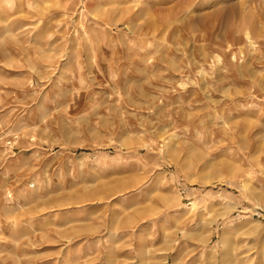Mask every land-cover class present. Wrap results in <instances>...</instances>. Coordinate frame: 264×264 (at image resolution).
Returning <instances> with one entry per match:
<instances>
[{"label":"rangeland","instance_id":"374dc122","mask_svg":"<svg viewBox=\"0 0 264 264\" xmlns=\"http://www.w3.org/2000/svg\"><path fill=\"white\" fill-rule=\"evenodd\" d=\"M169 1L0 0V264H264V0Z\"/></svg>","mask_w":264,"mask_h":264},{"label":"bare ground","instance_id":"6f19581e","mask_svg":"<svg viewBox=\"0 0 264 264\" xmlns=\"http://www.w3.org/2000/svg\"><path fill=\"white\" fill-rule=\"evenodd\" d=\"M169 1V0H168ZM172 1V0H171ZM185 1V0H184ZM188 2H190L191 3V1H193V0H187ZM197 1H199V0H197ZM170 2V1H169ZM178 2L180 3V1L179 0H177V2L175 1V3H177L178 4ZM183 2V1H182ZM194 2V1H193ZM202 2V1H201ZM186 3V2H185ZM185 3H183V4H185ZM181 4V3H180ZM179 4V5H180ZM200 4V3H199ZM156 5H158V6H156ZM155 6V12L156 13H158V12H162V11H164V9L163 8H161L160 6H159V4H156ZM174 5V4H173ZM178 5V6H179ZM182 5V4H181ZM187 5H188V3H187ZM190 5V4H189ZM191 5H192V3H191ZM196 5H198V4H196ZM180 7V6H179ZM176 8V7H175ZM162 14V13H161ZM167 14V13H166ZM251 21V20H250ZM249 21V22H250ZM249 25L251 26L252 25V27H251V29H253L254 30V32L255 33H257V35H259V36H262L261 35V31H259L257 28H256V24H254L253 23V21H252V24L251 23H249ZM263 32V31H262ZM241 129V128H240ZM247 128H245V130H246ZM240 131V130H239ZM251 131V130H250ZM243 132V131H242ZM246 132V131H245ZM254 132V131H253ZM244 133V132H243ZM250 133V132H249ZM234 135V134H233ZM247 136V135H246ZM255 136V135H254ZM252 137V136H251ZM247 138H249V136L247 137ZM253 140H254V138H253ZM251 142H253V141H251ZM241 142H238V147H237V152H235V153H237V156L239 155V156H242V155H244L245 157L247 156H250L248 153H244V154H242V151L244 150V149H246V147H245V143H241ZM235 144V143H234ZM253 144V143H252ZM252 147V146H251ZM251 147L249 148L250 150H251ZM232 152V151H231ZM230 152V153H231ZM236 155V154H235ZM234 155V156H235ZM248 159V158H247Z\"/></svg>","mask_w":264,"mask_h":264}]
</instances>
